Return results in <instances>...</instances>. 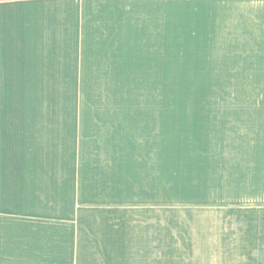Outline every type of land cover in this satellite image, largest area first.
<instances>
[{
  "label": "crops",
  "instance_id": "obj_1",
  "mask_svg": "<svg viewBox=\"0 0 264 264\" xmlns=\"http://www.w3.org/2000/svg\"><path fill=\"white\" fill-rule=\"evenodd\" d=\"M180 1L181 47L202 33L215 45L224 23H264V9L246 20L234 0ZM91 14L90 0H0V264H92V231L97 264H264V202L226 192L250 165L235 159L256 155L233 149L264 133L254 119L145 121L130 132L145 149L117 153L146 172L109 173L138 197L100 204L105 226H92L90 105L68 99L100 45Z\"/></svg>",
  "mask_w": 264,
  "mask_h": 264
},
{
  "label": "rangeland",
  "instance_id": "obj_2",
  "mask_svg": "<svg viewBox=\"0 0 264 264\" xmlns=\"http://www.w3.org/2000/svg\"><path fill=\"white\" fill-rule=\"evenodd\" d=\"M234 1L240 16L247 13L246 20L251 12L264 9V0ZM228 2L219 7L226 11L231 5ZM180 4V0H90L91 17L95 18L91 28H99L96 38L101 41L85 55V78L76 80L75 93L68 99L90 105V215L95 229L105 226L100 204L139 195L123 189L122 184L118 187L109 173L128 162L135 163L127 172H146L144 158L122 159L117 153L128 150L138 154L145 149V138L130 133L144 127L145 121L169 120L177 126L178 119L189 117L254 119V125L263 129L264 72L259 68L264 65V23L254 28L236 23L232 30L223 22L215 45L209 46L212 41L202 33L198 39L182 40L187 46L181 47ZM260 19H264L262 11ZM245 40L260 45L241 47ZM236 140L233 149L256 155L235 159L250 165L236 167L239 181L228 185L226 192L264 202V133ZM91 248V262L97 264L98 236L93 231Z\"/></svg>",
  "mask_w": 264,
  "mask_h": 264
}]
</instances>
